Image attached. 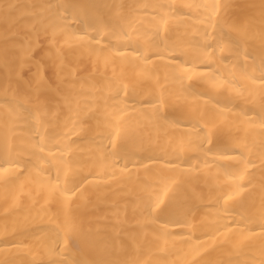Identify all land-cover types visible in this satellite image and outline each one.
<instances>
[{"label":"bare ground","instance_id":"1","mask_svg":"<svg viewBox=\"0 0 264 264\" xmlns=\"http://www.w3.org/2000/svg\"><path fill=\"white\" fill-rule=\"evenodd\" d=\"M0 264H264V0H0Z\"/></svg>","mask_w":264,"mask_h":264}]
</instances>
